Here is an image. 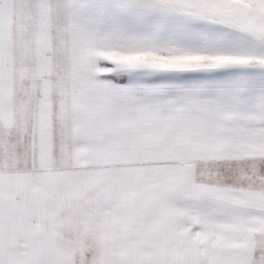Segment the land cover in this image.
<instances>
[{"label": "snow or ice", "instance_id": "snow-or-ice-1", "mask_svg": "<svg viewBox=\"0 0 264 264\" xmlns=\"http://www.w3.org/2000/svg\"><path fill=\"white\" fill-rule=\"evenodd\" d=\"M0 264H264V0H0Z\"/></svg>", "mask_w": 264, "mask_h": 264}]
</instances>
